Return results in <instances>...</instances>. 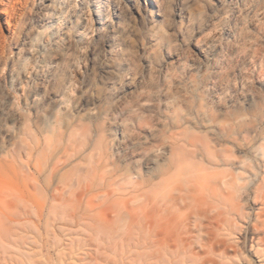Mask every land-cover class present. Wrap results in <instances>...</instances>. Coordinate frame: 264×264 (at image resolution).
I'll return each mask as SVG.
<instances>
[{
  "label": "bare ground",
  "instance_id": "6f19581e",
  "mask_svg": "<svg viewBox=\"0 0 264 264\" xmlns=\"http://www.w3.org/2000/svg\"><path fill=\"white\" fill-rule=\"evenodd\" d=\"M124 3L133 10L142 6V28L150 43L164 17L162 0H37L19 56L0 82V152L12 126L23 121L15 100L33 112L44 102L51 111L77 109L74 92L95 70L106 84L117 86L115 103L107 112L87 111L88 119L102 120L101 126L72 132L93 140L79 151L61 185L68 190L116 187L128 197L110 204L109 214L96 222L94 264H264V136L256 146L259 171L235 163L226 150L215 152L194 136L187 101L181 100L192 92L195 75L215 77L248 25L257 22L256 0H216L213 11L228 17L216 26L214 16L182 49L167 53L156 68L155 83H146L144 76L151 73L146 58L145 74L138 78L132 60L116 54L110 31L123 30ZM182 8L179 3L173 17ZM142 50L148 53L149 47ZM110 61L123 65L125 75L112 70ZM236 75L225 102L217 92L211 94L220 109L255 96L243 70ZM53 82L56 89L49 94ZM23 135L29 138L27 129ZM117 164L139 168L141 174L135 180L122 177ZM244 174L252 180L246 182ZM245 245L254 262L246 259Z\"/></svg>",
  "mask_w": 264,
  "mask_h": 264
},
{
  "label": "rangeland",
  "instance_id": "374dc122",
  "mask_svg": "<svg viewBox=\"0 0 264 264\" xmlns=\"http://www.w3.org/2000/svg\"><path fill=\"white\" fill-rule=\"evenodd\" d=\"M215 1L162 0L164 17L150 33V43L148 32L143 29L145 19L140 18V15L145 18L142 6L139 3L133 10L131 4L124 3L119 17L123 30L110 31L116 54L132 60L131 70L138 78L145 74L142 60L146 58L151 66L150 75L144 76L146 83H155L156 68L167 53L182 49V43L194 37L214 16L218 17L216 26L228 17L227 12L213 11ZM179 3L183 8L175 18L173 14ZM255 4L257 22L248 25L235 50L220 63L219 72L214 78L195 75L192 92L181 100L187 101L191 114L189 129L202 144L207 143L215 152L226 150L233 162L255 165L259 171L256 146L264 136V17L261 16L264 0H256ZM36 7L37 0H0V82L11 61L19 56ZM142 46L149 47L148 53L143 52ZM243 55L249 56V60H243ZM108 65L120 76L125 75L123 65L115 61ZM238 69L246 74L255 96L220 109L211 94L217 92L220 101L225 102L226 94L232 89L230 84L237 81ZM56 84L49 85V94L55 91ZM116 87L106 84V77L101 79L93 70L74 92L80 101L77 109L51 111L50 104L44 102L33 112L15 100L23 121L12 126V134L4 137L0 152V264H94L92 252L97 245L94 227L109 214L110 204L128 196L120 188L108 187L111 191L94 183L88 188L68 190L62 187L61 180L78 160L79 151L93 140L92 136L83 139L79 131L74 135L72 132L88 124L93 128L101 126L102 120L88 119L86 113L112 109ZM203 120L207 122L205 125ZM26 129L28 139L23 138ZM109 162L114 163L115 159L110 158ZM118 170L122 177L134 180L141 174L136 167L119 165ZM244 175L246 182L253 178ZM105 193L108 195L102 198ZM85 216L93 217L85 219ZM244 255L254 262L247 245Z\"/></svg>",
  "mask_w": 264,
  "mask_h": 264
}]
</instances>
